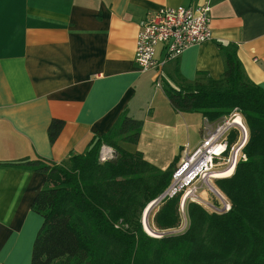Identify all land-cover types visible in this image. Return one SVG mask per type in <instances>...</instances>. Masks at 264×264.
I'll list each match as a JSON object with an SVG mask.
<instances>
[{"label":"crops","instance_id":"1","mask_svg":"<svg viewBox=\"0 0 264 264\" xmlns=\"http://www.w3.org/2000/svg\"><path fill=\"white\" fill-rule=\"evenodd\" d=\"M205 1L0 0V264H31L43 225L32 206L46 176L12 164L35 156L60 164L83 154L90 137L106 133L124 111L144 122L130 148L161 170L200 144L192 133L200 134L203 117L196 127L194 115L175 112L156 86L159 73H143L135 57L143 20ZM209 4L213 39L168 63L163 85L178 72L190 82L198 73L221 78L218 44L233 43L248 77L264 89V0ZM55 119L64 128L51 144ZM113 153L104 146L102 160Z\"/></svg>","mask_w":264,"mask_h":264},{"label":"trees","instance_id":"2","mask_svg":"<svg viewBox=\"0 0 264 264\" xmlns=\"http://www.w3.org/2000/svg\"><path fill=\"white\" fill-rule=\"evenodd\" d=\"M218 48L225 64L221 78L198 73L190 82L178 72L164 92L175 112L200 114L212 123L239 111L249 134L247 161L231 177L214 181L230 211L219 214L193 201L182 209L180 192L162 199L148 224L163 234L179 229L185 213L187 229L148 235L143 214L172 185L182 150L161 170L128 149L138 144L144 122L124 111L106 133L90 137L83 154L60 164L40 156L12 164L46 176L32 206L43 225L31 264H264V89L246 74L237 45ZM63 128V121H52L51 144ZM238 138L232 131L229 149ZM104 146L114 151L111 159H101Z\"/></svg>","mask_w":264,"mask_h":264},{"label":"built area","instance_id":"3","mask_svg":"<svg viewBox=\"0 0 264 264\" xmlns=\"http://www.w3.org/2000/svg\"><path fill=\"white\" fill-rule=\"evenodd\" d=\"M212 39L209 0L191 7L165 8L148 16L139 25L136 64L143 73H159L156 86L161 88L168 63L176 61L186 49ZM234 130L239 132V139L229 149V136ZM248 139V130L237 109L216 123L204 118L200 144L192 150L186 149V153L184 151L173 183L161 200L183 192L182 201L200 203L219 214L229 212L228 199L213 184V180L222 178L213 176L231 168L235 172L240 161H247L244 149ZM202 188L213 192L222 205L204 202L199 195Z\"/></svg>","mask_w":264,"mask_h":264},{"label":"rangeland","instance_id":"4","mask_svg":"<svg viewBox=\"0 0 264 264\" xmlns=\"http://www.w3.org/2000/svg\"><path fill=\"white\" fill-rule=\"evenodd\" d=\"M165 88H167V83L166 82H164V85H163V83H162V89H165ZM190 115H194V116H192L191 117V121H190V123L191 124H193V125H195L196 127H200V125H201V120H202V118L200 117L201 115H196V114H190ZM143 120V119H142ZM202 126V125H201ZM198 131L199 130H197V132L196 131H194V133H192L193 135V137L195 138V140L196 141H199V140H201V137H200V135H201V132H200V134L198 133ZM239 139V138H238ZM128 147V149H130V147L129 146H127ZM189 150H192V149H189ZM185 151V150H184ZM183 152V151H182ZM185 153H186V151H185ZM185 153H183L184 155H185ZM179 154V153H178ZM182 154V156H184ZM100 156H101V159H102V154H100ZM181 161V160H180ZM171 165V164H170ZM169 165V166H170ZM179 166H180V162H179V164H178V168H179ZM234 174V173H233ZM232 174V175H233ZM231 175V176H232ZM230 176V177H231ZM215 180H213V184H214V186L217 188V186L215 185V182H214ZM218 189V188H217ZM219 190V189H218ZM200 197L203 199V200H205L204 202H206V203H209V204H219L220 203V205L219 206H221L222 205V203H221V201L216 197V195L213 193V192H211L208 188H202V190L200 191ZM186 202V201H185ZM192 202V201H191ZM194 202V201H193ZM159 203H160V201H159ZM159 203H157L151 210H150V212H149V215H148V218H149V216H150V213L153 211V209H156L157 207H158V205H159ZM151 206V204L148 206V208ZM147 208V209H148ZM146 209V210H147ZM183 211V210H182ZM144 214H145V212H144ZM144 214H143V218H144ZM143 218H142V220H143ZM187 227H188V221H187V217H186V214L185 213H183V224H182V226L179 228V229H175V230H170V231H168V232H165V233H163L162 234V236H164V235H167V234H179V233H182V232H184L186 229H187ZM148 235H150L149 233H147ZM158 234L156 233L155 235H150V236H152V237H154V236H157ZM158 237V236H157ZM156 238V237H155Z\"/></svg>","mask_w":264,"mask_h":264},{"label":"water","instance_id":"5","mask_svg":"<svg viewBox=\"0 0 264 264\" xmlns=\"http://www.w3.org/2000/svg\"><path fill=\"white\" fill-rule=\"evenodd\" d=\"M160 200H161V198L158 199V200H156L155 202H153V203L151 204V206L145 211L144 218H143V223H142L145 231H146V225H147V228H148L151 232H153V231L150 229L149 224H148V215H149L150 210H151V209H152L157 203H159ZM184 204H185V201H183L182 209L184 208ZM146 232H147V231H146ZM153 233L156 234L155 232H153ZM157 236H158V237H157ZM157 236H154V237H156V238H160V237H162V234H158Z\"/></svg>","mask_w":264,"mask_h":264},{"label":"bare ground","instance_id":"6","mask_svg":"<svg viewBox=\"0 0 264 264\" xmlns=\"http://www.w3.org/2000/svg\"><path fill=\"white\" fill-rule=\"evenodd\" d=\"M234 173V169L231 168V169H228L226 171H218L214 174L213 177L215 178H227V177H230L232 174ZM146 231L147 233H149L150 235H155L153 232H151L148 228H147V225H146Z\"/></svg>","mask_w":264,"mask_h":264}]
</instances>
